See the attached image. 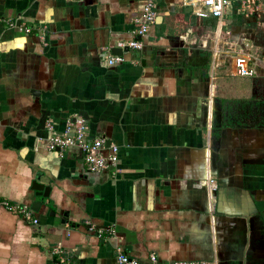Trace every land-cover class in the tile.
I'll use <instances>...</instances> for the list:
<instances>
[{
	"label": "crops",
	"instance_id": "0c3cea01",
	"mask_svg": "<svg viewBox=\"0 0 264 264\" xmlns=\"http://www.w3.org/2000/svg\"><path fill=\"white\" fill-rule=\"evenodd\" d=\"M144 1L0 0V200L39 219L0 206V264H119L120 252L264 264V50L252 51L264 10L231 0L216 56L217 18L156 0L143 48L106 65L141 39ZM243 39L254 76L234 73ZM75 116L119 146L114 174L48 148L49 126ZM211 179L214 191L196 185Z\"/></svg>",
	"mask_w": 264,
	"mask_h": 264
},
{
	"label": "built area",
	"instance_id": "2783aa9c",
	"mask_svg": "<svg viewBox=\"0 0 264 264\" xmlns=\"http://www.w3.org/2000/svg\"><path fill=\"white\" fill-rule=\"evenodd\" d=\"M240 6L238 11L245 15H252L258 11L264 10V0H239ZM185 7H191L193 13L200 18H217L219 26L214 37L215 50H220L222 42L223 28L227 22L225 19V9L231 5V0H182ZM158 17V9L156 0H145L140 14L135 17V22L139 25L137 33L141 36L140 40H131L128 42H118L117 46L122 50L125 48L142 49L144 46V38L156 24ZM46 26L44 27V29ZM20 31L31 33V28L19 26ZM45 33V32H44ZM246 46L236 54L235 75L238 76H254L257 73V64L255 62L257 55L248 47L249 42L245 39L242 41ZM125 60L123 55H110L106 57L105 63L113 66ZM52 130V136L48 143V148L57 151L61 156L64 152L77 154L83 158L89 173L101 174L116 171L120 148L118 145L108 142L105 136H92L89 132L88 122L84 117L75 116L68 118L64 128L58 131L54 125L49 126ZM198 187L207 186L214 191L218 188L217 181L214 179L199 182ZM0 206H5L10 210L19 212L27 220L38 223L39 219L34 216L33 211L28 206L11 205L8 201L0 200ZM119 264H218L212 260H175L164 263L160 260L155 252H151L146 260L132 256L127 252H120L118 255ZM66 264H73L66 262Z\"/></svg>",
	"mask_w": 264,
	"mask_h": 264
},
{
	"label": "water",
	"instance_id": "95a60500",
	"mask_svg": "<svg viewBox=\"0 0 264 264\" xmlns=\"http://www.w3.org/2000/svg\"><path fill=\"white\" fill-rule=\"evenodd\" d=\"M190 9L192 10V8L190 7ZM125 50H128V48H125ZM112 52L114 54L120 55L123 53V50L121 48H113ZM33 189H35L37 191V194L40 196H48L49 192H50V187H47L41 183H39L38 181H35L33 184ZM41 206V201H36L33 203V209L38 210L39 207Z\"/></svg>",
	"mask_w": 264,
	"mask_h": 264
},
{
	"label": "rangeland",
	"instance_id": "374dc122",
	"mask_svg": "<svg viewBox=\"0 0 264 264\" xmlns=\"http://www.w3.org/2000/svg\"><path fill=\"white\" fill-rule=\"evenodd\" d=\"M212 26L214 28H213V32L211 34L212 35L211 36L212 37L211 40H214V37H215L216 31H217L218 24L217 25L214 24ZM203 32L205 33L206 31H203ZM223 37H225L224 36V33H222V38ZM252 42L254 43V47H253V50L252 51L257 52L256 49L264 50V26H263L260 34L258 35V37L254 41L252 40ZM258 46H261V48H259ZM213 51H216L215 48L213 49ZM228 64H229V62H228Z\"/></svg>",
	"mask_w": 264,
	"mask_h": 264
},
{
	"label": "trees",
	"instance_id": "16d2710c",
	"mask_svg": "<svg viewBox=\"0 0 264 264\" xmlns=\"http://www.w3.org/2000/svg\"><path fill=\"white\" fill-rule=\"evenodd\" d=\"M11 204V203H10ZM12 205V204H11Z\"/></svg>",
	"mask_w": 264,
	"mask_h": 264
}]
</instances>
